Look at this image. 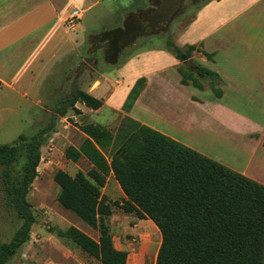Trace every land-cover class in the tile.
Wrapping results in <instances>:
<instances>
[{
  "label": "trees",
  "instance_id": "16d2710c",
  "mask_svg": "<svg viewBox=\"0 0 264 264\" xmlns=\"http://www.w3.org/2000/svg\"><path fill=\"white\" fill-rule=\"evenodd\" d=\"M167 48L181 62L196 50L189 45L183 51L171 41ZM195 75L217 86L222 84L217 73L199 64ZM188 81L200 88L191 74L182 73L180 83L187 85ZM140 92L132 87L123 104L125 111H130ZM212 93L220 98L222 90L213 87ZM77 103L91 110L104 104L102 99L75 87L55 113L64 117L69 109L76 110ZM53 127L54 118L34 136L20 135L12 143L0 145L1 185L20 220L10 240L0 241V264H7L29 240L35 217L26 196L38 176L41 147ZM80 130L85 139L79 148L69 146L65 156L73 162L84 157L91 169L74 176L58 170L53 180L59 187L58 203L99 231L97 240L73 226L60 233L83 252L100 264L127 262V252L114 247L103 222L112 210L102 201L100 189L112 174L125 196L120 208L138 219L150 220L160 233L155 264H264V184L130 117L115 133L92 123L82 125ZM109 145L114 148L110 160L100 151Z\"/></svg>",
  "mask_w": 264,
  "mask_h": 264
},
{
  "label": "rangeland",
  "instance_id": "374dc122",
  "mask_svg": "<svg viewBox=\"0 0 264 264\" xmlns=\"http://www.w3.org/2000/svg\"><path fill=\"white\" fill-rule=\"evenodd\" d=\"M153 1L156 0H61L59 12L78 9L83 13L74 28H70L65 21L62 23L61 46L63 38L64 50L61 51V57L55 60L52 74L45 79L43 92L38 98L34 92L28 91L24 93L27 94L25 97L16 92H0V145L10 144L20 135L32 137L54 118V130L41 147L38 176L26 196L35 222L29 240L7 264H100L96 258L89 256L60 234L73 226L95 240L99 237L98 229L89 227L58 203L59 187L53 176L58 170L74 176L78 172L85 174L91 169L92 165L84 157L76 162L67 159L66 149L69 146L79 148L86 137L80 130L84 124H99L115 133L120 123L129 117L123 108L129 91L134 86L142 91L146 85L144 72L147 71L149 75V85L140 101L142 108L137 112L143 111L145 119L152 127L173 134V131L162 127L163 121L157 122L156 114L160 116L166 110L178 109L180 114L193 115L200 122L210 125L218 136L233 137L219 118L212 114V103L206 104V109H203L181 99L185 93H180L179 88L177 89V73L180 76L182 73L191 74L193 79L199 81L200 88L197 89L201 92L194 96L196 100L208 99V90L211 91L213 87L220 88L208 80L196 77L194 65L201 63L197 60L198 54L193 51L188 59L192 61V67L187 66L185 61H179L171 67L174 55L167 48V42L171 41L183 51L187 49L195 32L187 29L188 24L208 0H184L182 8L170 21L168 31L138 37L133 43L120 49L116 61H111V58L108 61L99 60L96 71L76 72L85 62L86 53L93 43L91 36L123 28L126 19L152 7ZM203 27L201 20L194 29ZM200 46H194L197 53L201 51ZM158 50H164L168 56L157 57L154 52ZM156 68L160 71L155 70ZM37 85L38 82H35V86ZM187 85H191V81ZM75 87L102 99L103 106L98 110H91L77 103L76 110L69 109L64 117H59L55 108L73 94ZM165 89L168 92L173 91L172 96L167 93L169 98L166 103V98H163ZM197 126L194 125L192 133L187 135L188 142L195 151L202 152L203 155L211 154ZM100 151L110 160L114 148L109 145L100 148ZM258 152L264 157V149H259ZM22 163L23 158L17 165V172L20 171ZM252 171L255 174L254 180L264 184V165L255 167ZM100 197L111 206V215L103 218V222L108 228L114 247L127 252L126 264H155L161 243L160 233L150 220L138 219L133 213H125L120 208L125 196L112 174L100 189ZM19 224L20 220L8 203L0 181V241H9Z\"/></svg>",
  "mask_w": 264,
  "mask_h": 264
},
{
  "label": "crops",
  "instance_id": "0c3cea01",
  "mask_svg": "<svg viewBox=\"0 0 264 264\" xmlns=\"http://www.w3.org/2000/svg\"><path fill=\"white\" fill-rule=\"evenodd\" d=\"M60 1L0 0V92H16L25 97L28 91L34 92L37 98L43 92V83L64 50L61 26L70 12H59ZM201 20L204 27L194 29ZM187 29L195 30L188 45H201L200 52L194 51L201 62L197 64L218 74L222 95L216 98L208 90V99L196 100L194 96L201 90L182 85L177 73V89L185 93L181 99L203 109L212 103V114L233 137L218 136L210 125L193 115L180 114L178 109L166 110L160 116L156 114L157 122L163 121L162 127L173 134L152 127L145 113L137 112L142 108L140 101L149 85L147 71L143 74L146 85L127 116L192 149L187 135L198 125L211 151L205 156L254 180L253 168L264 165V157L258 152L264 149V0H208ZM154 54L159 58L168 56L164 50ZM172 61L171 67L179 62L175 57ZM172 92L166 89L162 92L165 103L169 98L167 93L172 96Z\"/></svg>",
  "mask_w": 264,
  "mask_h": 264
},
{
  "label": "flooded vegetation",
  "instance_id": "af4514ba",
  "mask_svg": "<svg viewBox=\"0 0 264 264\" xmlns=\"http://www.w3.org/2000/svg\"><path fill=\"white\" fill-rule=\"evenodd\" d=\"M183 1L184 0L180 2L179 7L171 20L182 8ZM160 3L161 0L151 2L152 7L144 11H139L135 14V17H129L126 19L124 27L117 29V33L111 36H107L105 33L91 36L90 38L93 39V43L86 53L87 56L85 57V62L76 70V72L85 73L88 71H96L99 60L108 61L109 58H111V61H116L120 49L129 43H133L138 37L151 33H165L168 31V25L171 20L169 22L160 23L158 28L155 31H152V29L148 27L147 22L143 21L140 16L142 12L152 14L158 9ZM119 34L120 37L118 36Z\"/></svg>",
  "mask_w": 264,
  "mask_h": 264
},
{
  "label": "water",
  "instance_id": "95a60500",
  "mask_svg": "<svg viewBox=\"0 0 264 264\" xmlns=\"http://www.w3.org/2000/svg\"><path fill=\"white\" fill-rule=\"evenodd\" d=\"M182 0H161V3L158 6V9L152 14H147L142 12L140 16L142 20L147 22L148 27L155 31L160 23L169 22L177 11L179 4ZM185 64L192 67V61L186 60ZM194 65V69H195Z\"/></svg>",
  "mask_w": 264,
  "mask_h": 264
},
{
  "label": "built area",
  "instance_id": "2783aa9c",
  "mask_svg": "<svg viewBox=\"0 0 264 264\" xmlns=\"http://www.w3.org/2000/svg\"><path fill=\"white\" fill-rule=\"evenodd\" d=\"M82 10L73 9L69 16L65 19V22L69 24L70 28H74L78 23L80 22V19L82 17Z\"/></svg>",
  "mask_w": 264,
  "mask_h": 264
},
{
  "label": "bare ground",
  "instance_id": "6f19581e",
  "mask_svg": "<svg viewBox=\"0 0 264 264\" xmlns=\"http://www.w3.org/2000/svg\"><path fill=\"white\" fill-rule=\"evenodd\" d=\"M152 223V222H151ZM153 224V223H152ZM154 225V224H153ZM154 227H155V225H154ZM156 228V227H155ZM157 229V228H156Z\"/></svg>",
  "mask_w": 264,
  "mask_h": 264
}]
</instances>
